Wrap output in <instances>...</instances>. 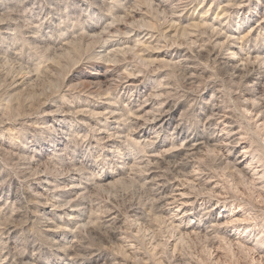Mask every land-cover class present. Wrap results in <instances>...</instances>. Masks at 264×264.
<instances>
[{"label":"rangeland","instance_id":"rangeland-1","mask_svg":"<svg viewBox=\"0 0 264 264\" xmlns=\"http://www.w3.org/2000/svg\"><path fill=\"white\" fill-rule=\"evenodd\" d=\"M261 19L264 0H0V264H264V27L242 73L224 59ZM98 60L142 86L91 99L73 85ZM164 109L180 132L144 126Z\"/></svg>","mask_w":264,"mask_h":264},{"label":"bare ground","instance_id":"bare-ground-1","mask_svg":"<svg viewBox=\"0 0 264 264\" xmlns=\"http://www.w3.org/2000/svg\"><path fill=\"white\" fill-rule=\"evenodd\" d=\"M262 14V13H261ZM260 17V16H259ZM258 17V18H259ZM263 18V17H261ZM263 24H264V19H261L260 21L257 20V23L255 24V26H252L248 33L240 36L239 35H230L228 36V38L230 39L229 42H227V46H228V57H225L224 59L227 61V63L231 62V63H234L233 67L234 69L237 71V72H241L243 71V65L246 63V61L248 59H250V56L249 54H246L247 51L244 50V46H240L239 42L245 40V39H250L252 37V35L257 32V30L260 31V29H263ZM237 32V30L235 31ZM258 33H256L257 35ZM101 35V34H99ZM97 36V35H95ZM258 36V35H257ZM260 36V35H259ZM250 37V38H249ZM247 39V40H248ZM239 40V41H238ZM112 48V47H111ZM264 51V50H263ZM259 53V56L260 54H263L264 55V52L263 53ZM243 54H246V57L243 58ZM243 55V56H242ZM242 56V57H240ZM257 55H255L256 57ZM252 57V56H251ZM253 58V57H252ZM263 58L264 59V56L263 57H256V62H257V59H261ZM254 59V58H253ZM108 61V60H107ZM107 61H100L98 60L97 62H94L90 65L89 69L83 73H81L79 76H78V79L76 78V80H78L77 84L76 85H73L75 86L77 89H79L82 93L84 94H88L90 96L91 99L93 100H96V98L100 99V98H106L107 95L111 94L113 91H115L118 87L120 86H124L126 89H130V88H139L142 86L141 84V79L139 76H136L135 75H132V76H124V74H122V71L119 67H117L116 65L114 64H110L108 63ZM251 60H249L250 62ZM254 63H255V60H254ZM242 73V72H241ZM244 74V73H243ZM77 76V75H76ZM243 78V77H242ZM245 79V78H244ZM73 80V79H72ZM262 80V79H261ZM243 81V80H242ZM245 83L251 88V94L253 96H248V97H245L243 98L242 100V104H243V108L244 110H246L247 112H251L250 110H252V103L257 100L258 102V99L261 97L259 96L260 94V89L259 88H262V84H261V81L260 79L257 80L255 79L254 77H251L250 75H246V80H245ZM139 91V90H138ZM262 95V94H261ZM148 99V98H147ZM150 101L152 99H149ZM148 101V100H147ZM256 102V104H257ZM147 103V102H146ZM259 103V102H258ZM154 107L155 105L153 104V102H150L147 103L146 105H144L142 108H144L143 110H145V108H149V107ZM160 108V107H159ZM170 108V107H169ZM154 109V108H151V110ZM215 109V108H214ZM142 110V109H140ZM158 110V108H157ZM213 110V109H212ZM243 110V111H244ZM264 110V109H263ZM150 111V110H149ZM155 111V109H154ZM174 109H164L159 117L157 119L154 120L153 118V121L151 120V122L149 120V122H145L144 123V126L146 128L148 127H152L154 123L156 124H159L162 128L163 126L165 125H169L170 123H172L173 121H175L177 124H176V129H179V132L181 131V122L180 120L176 121V119L174 118ZM253 111V110H252ZM262 111V110H261ZM259 111L258 113H255V115H258V118L259 116H264L263 115V112ZM153 112V110H152ZM156 112V111H155ZM217 112V111H216ZM147 113V112H146ZM253 113V112H252ZM251 113V114H252ZM150 114V113H149ZM154 114V113H153ZM157 114V112H156ZM214 113L212 112V115ZM67 115V114H66ZM70 115V114H69ZM144 115H146L144 113ZM226 115V114H225ZM153 117V116H152ZM257 117V116H256ZM208 118H211V116H209ZM207 118V119H208ZM224 118V117H223ZM208 120H213V119H208ZM219 120V119H218ZM261 120V119H260ZM264 120V119H263ZM145 121V120H144ZM207 121V120H206ZM221 121V120H220ZM218 122V121H217ZM222 123H226L224 125V131H226V134H227V141L229 142V145L232 147V148H236L238 146V142L240 141L238 138L240 135H239V129L236 130L235 129V126L232 125V123L230 122H227L226 120L225 121H222ZM260 123V122H259ZM258 123V125H259ZM215 124V123H214ZM219 124V122L217 123V125ZM261 124H263L262 126H264V121L263 123L261 122L260 123V126ZM216 125V126H217ZM142 126V125H141ZM140 126V127H141ZM211 126V125H210ZM160 128V127H159ZM221 129V128H220ZM178 132V133H179ZM223 132V131H222ZM191 136V135H190ZM146 137V136H145ZM217 137V136H216ZM201 138L202 137H199L196 135H193L191 136V139L187 141V146L185 148V151H187L186 153L189 154L191 152H198L199 149L201 148V146L204 144V141H201ZM214 138V137H213ZM242 138V137H241ZM187 139V138H186ZM217 142H220V139H217ZM109 144V143H108ZM161 143H159L158 145H160ZM110 145V144H109ZM162 145V144H161ZM163 146V145H162ZM160 147V146H159ZM203 147V146H202ZM246 152V150L244 151ZM243 152V153H244ZM185 153V154H186ZM246 153H249V152H246ZM244 153V154H246ZM184 154V155H185ZM186 156H189L187 155ZM181 158V157H180ZM184 158V156L182 157ZM179 159V158H178ZM186 159V158H184ZM184 159H182L184 161ZM202 159V158H201ZM248 159H243V156L242 157H239V159L237 160L236 162V165L238 167V169L240 170V172L242 173H245V174H248L250 169H251V166L252 162H248L247 161ZM192 161V160H191ZM180 162V161H179ZM186 162V160H185ZM187 163V162H186ZM180 164V163H178ZM182 164V163H181ZM184 165V164H183ZM189 165V164H188ZM185 166V165H184ZM193 169V168H192ZM176 170V169H175ZM180 169H178L177 171H179ZM176 171V172H177ZM189 171V170H188ZM198 171V170H197ZM192 172V171H191ZM152 173V172H151ZM193 174H194V171H193ZM244 174V175H245ZM160 176V175H159ZM181 176V175H180ZM194 176V175H193ZM175 177H178L175 176ZM158 178V177H157ZM183 178V177H182ZM188 178V177H187ZM186 178V179H187ZM153 180V179H152ZM253 180V179H252ZM179 181V180H178ZM187 182V181H186ZM194 183V182H193ZM77 187H72V189H76ZM167 194V193H166ZM19 197V194H15L14 195V198H18ZM182 203V202H181ZM186 204V202H185ZM183 206V205H182ZM181 209V208H180ZM183 211V210H182ZM224 218V217H223ZM218 220V219H217ZM230 220V219H229ZM227 221V220H226ZM232 222H237V220L235 221H232ZM229 223V222H228ZM227 223V224H228ZM217 224V223H216ZM224 224V223H223ZM13 252V251H12ZM13 262V261H12ZM14 263V262H13ZM80 264V263H79ZM82 264V262H81Z\"/></svg>","mask_w":264,"mask_h":264}]
</instances>
